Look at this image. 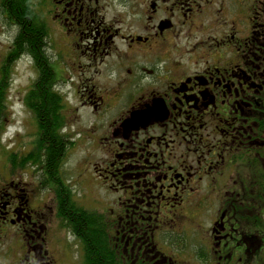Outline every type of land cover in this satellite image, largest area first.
<instances>
[{
	"label": "flooded vegetation",
	"instance_id": "1",
	"mask_svg": "<svg viewBox=\"0 0 264 264\" xmlns=\"http://www.w3.org/2000/svg\"><path fill=\"white\" fill-rule=\"evenodd\" d=\"M0 31L6 101L20 58L61 99L1 174L0 264H90L84 212L111 264H264V0H0Z\"/></svg>",
	"mask_w": 264,
	"mask_h": 264
},
{
	"label": "trees",
	"instance_id": "2",
	"mask_svg": "<svg viewBox=\"0 0 264 264\" xmlns=\"http://www.w3.org/2000/svg\"><path fill=\"white\" fill-rule=\"evenodd\" d=\"M43 36L40 34L39 36L36 35H30V37L26 38L28 42H31L30 45L33 46V48H37L38 46H41L43 41ZM29 46L26 44V47ZM4 85L2 82H0V145H1V139L3 134V116L6 110V95L3 89ZM43 104L41 105L38 101V105L41 106L40 109H36L35 106V100L33 92H30L28 95V106L30 110L32 111L33 115L36 118L37 122V143L41 142H47L51 139H57V143L59 142L60 137V123L56 119H59V116H57L55 113L57 112V109L59 110L61 99L58 96V94H51L47 95L44 99ZM58 107V108H57ZM40 140V141H39ZM54 153H52L53 155ZM16 155H12V160L15 161L14 164H26L28 163L27 159H22L20 161H17ZM22 161V162H21ZM48 162L49 160V154H48ZM78 229L79 234L83 237L85 242V247L87 250V256L90 260V264H111V258L110 255L105 247V243H103L102 240H100V234L98 227L94 224L91 217H89L85 212L83 214V218L78 223Z\"/></svg>",
	"mask_w": 264,
	"mask_h": 264
},
{
	"label": "rangeland",
	"instance_id": "3",
	"mask_svg": "<svg viewBox=\"0 0 264 264\" xmlns=\"http://www.w3.org/2000/svg\"><path fill=\"white\" fill-rule=\"evenodd\" d=\"M3 41H5V37L0 34V45ZM57 49L59 52L54 51V53L58 58H61L63 50L59 46H57ZM1 51L0 47V53ZM54 53H51V55ZM27 65H29L28 62L23 58L11 64L13 78L9 84V99L6 101L8 105L3 116V134L0 145V177L6 171V162L9 163L8 160H10L12 152L17 151L20 144L33 143L37 139L36 118L23 99L25 96L24 91L30 88V81L34 77V73ZM28 83L29 86L27 87Z\"/></svg>",
	"mask_w": 264,
	"mask_h": 264
}]
</instances>
